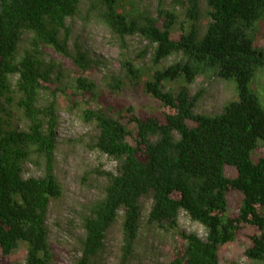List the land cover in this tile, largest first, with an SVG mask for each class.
<instances>
[{"label": "trees", "instance_id": "1", "mask_svg": "<svg viewBox=\"0 0 264 264\" xmlns=\"http://www.w3.org/2000/svg\"><path fill=\"white\" fill-rule=\"evenodd\" d=\"M140 0H0V251L9 256L26 245L23 264H52L46 218L49 204L62 196L53 173L57 115L55 96L61 66L45 60L51 50L76 69L75 90L93 100L95 85L84 77L99 59L71 36L67 20L82 4L87 15L120 41L137 37L146 43L151 70L131 62L124 75L107 87L118 91L124 80H142L143 92L158 102L161 115L139 118L131 106L101 101L82 115L97 132L92 148L115 163L105 179L102 197L84 207L82 235L72 264H98L108 231L119 225V264H128L143 217L165 234H175L181 247L166 264H220L222 247L237 241L245 228L249 245L244 257L264 264V156L252 154L264 143V107L250 88L264 71V0H175L156 16ZM204 5V9H202ZM207 23L200 27L202 14ZM178 58L168 66L163 63ZM234 84V98L215 115L196 114L202 90L189 87L198 79ZM167 84L178 85L167 89ZM18 117L24 128L14 126ZM42 172L24 177L27 165ZM225 167L235 177L224 175ZM239 192L237 215L228 214L226 194ZM204 230L200 239L179 229L180 213ZM1 264V263H0ZM235 264V263H229Z\"/></svg>", "mask_w": 264, "mask_h": 264}, {"label": "rangeland", "instance_id": "2", "mask_svg": "<svg viewBox=\"0 0 264 264\" xmlns=\"http://www.w3.org/2000/svg\"><path fill=\"white\" fill-rule=\"evenodd\" d=\"M175 0H140L136 4L141 9L147 10L153 17L156 16L160 2L166 9L171 8ZM204 9V5H202ZM207 19L203 12L200 27L205 28ZM71 36L67 43L72 50L73 44L77 43L88 51L91 58L99 59L100 66H94L86 72L84 77L95 85L96 98L88 99L75 90L74 79L77 76L76 69L66 59L46 50L45 60H53L61 66L62 77L60 89L56 91V115L58 118L56 128V147L54 152L53 173L62 187V196L57 200L50 201L46 218L48 230V242L53 254L52 264H72L76 254V240L82 235L81 217L84 215V207L102 197L105 179L99 172L114 173L115 163L101 155L91 146L97 134L93 123L85 121L83 111L87 108L92 110L105 101L106 103H117L123 108L131 106L134 115L139 118L145 116L161 115V109L154 99L147 96L142 88L141 82L124 80V85L118 91L111 92L107 84L111 82L112 76L124 75L122 65L131 62L137 69L150 72L151 67L148 55L141 60L140 51L146 43H141L137 37L119 40L100 22L87 15L86 5L82 4L79 14L67 20ZM259 41L257 46L262 47ZM172 56L163 63L168 66L177 61ZM250 88L256 93L264 107V71L259 70ZM178 85L167 84V89H176ZM192 95L202 90V97L197 102L194 112L196 114L215 115L222 107L234 98V84L232 82L218 79L206 80L198 78L190 87ZM14 126L18 129L24 128V123L16 116ZM264 156V143H260L259 149L252 154V160ZM42 172L32 165H27L24 177H40ZM224 175L228 179L235 177V170L225 167ZM242 195L239 192L229 191L226 194L228 214L235 217L238 212ZM150 202L144 201L142 205V225L135 247V253L128 264H166L170 262L175 253L181 247V242L175 234H165L157 231L154 227L145 223ZM179 229L187 234L193 233L200 239H204L205 233L201 226L191 222L181 212L178 218ZM253 234L252 229L245 228L236 242L221 248L219 257L220 264H258L248 261L244 255V249L249 245L247 236ZM119 225H114L107 233L104 251L98 260V264H119ZM26 255V245L19 243L18 248L9 256H3L0 251L1 264H23Z\"/></svg>", "mask_w": 264, "mask_h": 264}]
</instances>
